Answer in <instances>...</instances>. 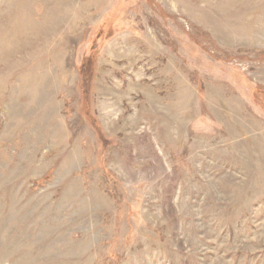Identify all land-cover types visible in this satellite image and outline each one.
<instances>
[{"label":"rangeland","instance_id":"374dc122","mask_svg":"<svg viewBox=\"0 0 264 264\" xmlns=\"http://www.w3.org/2000/svg\"><path fill=\"white\" fill-rule=\"evenodd\" d=\"M0 264H264V0H0Z\"/></svg>","mask_w":264,"mask_h":264}]
</instances>
